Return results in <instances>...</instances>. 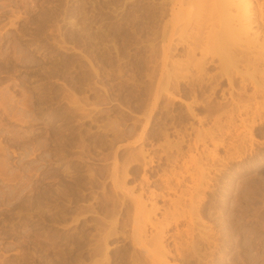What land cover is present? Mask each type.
I'll use <instances>...</instances> for the list:
<instances>
[{
  "label": "rangeland",
  "instance_id": "1",
  "mask_svg": "<svg viewBox=\"0 0 264 264\" xmlns=\"http://www.w3.org/2000/svg\"><path fill=\"white\" fill-rule=\"evenodd\" d=\"M201 12L0 0V264H140L160 237L170 264H264V30L221 67Z\"/></svg>",
  "mask_w": 264,
  "mask_h": 264
},
{
  "label": "bare ground",
  "instance_id": "2",
  "mask_svg": "<svg viewBox=\"0 0 264 264\" xmlns=\"http://www.w3.org/2000/svg\"><path fill=\"white\" fill-rule=\"evenodd\" d=\"M191 1L195 2V8L200 7L202 10L200 19L195 18V54L197 51H201L203 61H207L206 58L211 52L221 49L222 57L219 60L221 67L243 65L245 60L242 56L243 51L240 50L244 46L242 37L244 36L247 40L248 48H257L259 45L258 41L261 36V31H258L259 27L264 30V0L262 2H260L261 0ZM218 4L221 5V10L217 9ZM221 16H230V19L228 22L220 24L217 20ZM260 48L264 49V46H260ZM204 63L206 65V62ZM187 200L189 206L192 205L194 200L192 192L183 195L185 202L182 205L179 203V206L181 208L186 206ZM134 204L138 215H140L137 238L146 241L148 227L157 230V226L152 223L151 212L147 210L144 202L135 199ZM162 238H157L153 242L152 248L147 249V260L145 258L146 261L140 264H170V258L178 260L181 257L178 250L173 254L168 245L162 243Z\"/></svg>",
  "mask_w": 264,
  "mask_h": 264
}]
</instances>
